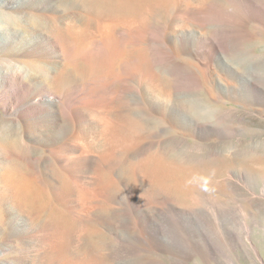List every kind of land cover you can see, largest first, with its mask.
<instances>
[{
  "label": "bare ground",
  "instance_id": "6f19581e",
  "mask_svg": "<svg viewBox=\"0 0 264 264\" xmlns=\"http://www.w3.org/2000/svg\"><path fill=\"white\" fill-rule=\"evenodd\" d=\"M181 1L185 2V6L180 5ZM191 1L0 0V109L4 112L3 119L9 128L8 143H0V244L3 246L0 248V257H12V261L5 264H61L63 257L70 255L74 246L76 251L83 244L81 236L87 232L89 223H100L102 219L97 209L88 201V204H84L80 196L85 192L87 196L97 195L106 200L111 196L108 192L111 186L91 180L90 187L86 186L81 193L76 188L75 193L74 189L69 188L70 185L66 186L65 178L77 184L82 173L88 169L101 167L99 165L116 167L125 150L136 143L140 126L131 113L130 101L135 93L132 92L133 87L129 86L134 73H140L151 81L153 96L158 101L144 104L142 100L144 113L159 118L167 126L185 127L181 118L185 116L182 115V109L171 102L175 93L171 88L174 83L170 79L158 78L159 73L142 37L154 13L162 18L159 41L164 47L173 39L191 33L198 45L193 52L196 57L205 59V65L213 75V84L218 89L231 93L246 92L251 96L252 93L263 92L254 79L243 76L228 63L222 65L223 60L210 63V57L212 60L213 56L205 48L210 46L217 52L222 51L219 37L204 30L207 24L204 16L211 1L207 0L202 6H193ZM245 1L250 5L246 7L247 13L236 20L246 24L254 15L264 16V9L255 1ZM240 4V0H216L215 5L220 10H227ZM181 7L184 13L179 19L177 10ZM177 19L182 23H194L193 27L186 24L177 29ZM171 27H174L173 30L168 31ZM95 40L104 43L102 54L84 53L86 47ZM178 52L171 50L170 53L175 56ZM183 52H186L185 48ZM70 72L81 76L82 81H72ZM113 77V83H108L109 88L105 86L107 84H103L107 88L87 87L84 84L87 81L96 82L99 78L111 80ZM87 93L94 98L92 103L84 99ZM141 93L143 95V91ZM219 95L212 94L208 101L218 102L221 98ZM229 97L235 100L233 96ZM252 98L257 107L264 110V97ZM91 111L97 116L94 117L103 137L101 142L105 146L101 157L92 153V140L87 141ZM191 123L194 130L190 128L188 132L187 126L184 128L188 135L206 132L205 136L213 134L220 137L221 129L213 132L214 129L201 120L191 119ZM15 140H20L39 162V166L45 168L49 176L58 182L55 195L65 208L71 210L72 221L67 223L68 226L58 223L52 214L49 213V216L43 211L42 204L33 194L39 190L27 178L28 166L19 167L26 176L23 175L18 183L8 173L6 166H21L14 160L17 154L12 144ZM124 195L129 212L135 214L132 218L134 232L109 243V253H119L124 259L128 258L125 264L156 263L158 259L151 253H156L162 246L176 254L178 248L166 244H171V241L161 239L163 228L156 214L142 210L141 203H133L129 190ZM160 199L165 200L162 197ZM164 202V210H176L183 218L205 220L203 212H181L167 200ZM104 220L106 222L107 219ZM227 234L231 237L232 245L240 244L235 234L228 230ZM200 239L188 240L190 250H198L203 244L205 251L215 256L214 242L204 234ZM92 252L89 256L95 258L94 264H107L102 260V253L96 254L91 248L85 250L87 254ZM184 255L188 256L189 253Z\"/></svg>",
  "mask_w": 264,
  "mask_h": 264
},
{
  "label": "rangeland",
  "instance_id": "374dc122",
  "mask_svg": "<svg viewBox=\"0 0 264 264\" xmlns=\"http://www.w3.org/2000/svg\"><path fill=\"white\" fill-rule=\"evenodd\" d=\"M210 1L211 5L204 16L207 22L204 30L219 37L222 45L220 52L210 46L205 48L206 52L213 56L212 60L210 57V63L223 60L222 65L228 63L243 76L254 79L263 92H255L251 96L246 92L231 93L218 89L213 84V75L205 65V59L196 57L193 52L198 45L191 33L187 32L184 37L173 39L164 47L159 41L162 18L161 15L154 13L144 28L142 37L150 59L159 73L158 78L170 79L174 83L171 88L175 93L171 102L182 109V115L185 116L181 118L184 126L189 129L188 132L190 128L191 131L194 130L191 119L201 120L206 126L214 129L213 132L221 129L220 137L213 134L205 136L206 132H202L201 135L191 133L188 135L185 127H170L157 117L147 116L141 107L142 100L144 104L158 101L153 96L151 81L140 73H134L136 77L138 75L141 77L138 76L137 79L138 77L133 75L134 78L130 79L135 81H129V86L133 87L132 92L136 95H132L130 101L131 113L140 126L136 143L125 150L122 160L116 167L107 168L99 165L102 168L96 166V169H88L73 186V180L65 178L66 186L70 185L69 188L74 189L75 193L77 189L82 192L91 186L90 182L99 180L111 186L108 189L111 198L103 200L97 195L87 196V193L82 192L86 196L85 199L80 192L83 203L86 204L88 201L97 209L102 223L101 221L89 223L87 232L81 236L83 240L81 246L85 248L79 246L75 251L74 246L71 249L72 253L63 257L61 264H94L95 258L93 255L89 256L93 252L85 253L89 248L94 249L96 254L102 253V260L107 264H125L124 261L129 260L124 259L119 253L116 255L109 253V243L134 232L132 218L135 214L129 212L124 195L127 190L133 196V203H141L142 210L156 214L163 228L161 239L171 241V244H166L178 248L176 254L168 251L165 246L156 250V253H151L158 259V262L153 264H264V110L259 109L252 98L264 97V16L254 15L250 17L249 22L243 24L236 19L247 13L246 7L250 6L248 2L240 0L239 6L220 10L215 5L216 0ZM253 1L264 9V0ZM206 2L207 0H192L191 4L202 6ZM184 3L181 1L180 5L185 6ZM182 9L181 7L177 10L179 19L184 13ZM226 15L228 16L225 17ZM175 24L178 29L186 24L193 27L194 23H182L177 19ZM104 46L103 42L95 40L86 47L84 53L102 54ZM184 48L186 52H183ZM171 50L179 52L173 56ZM205 57L209 60L206 54ZM70 78L72 81H82L81 76L75 72H70ZM105 80L99 78L96 82L87 81L84 84L87 87L109 88L114 77L111 80L107 79L106 82ZM212 94L221 96V101H208ZM229 96H233L235 100H230ZM84 99L89 103L94 100L88 93ZM3 115L4 112L0 109L1 144L8 143L9 140V128ZM94 116L96 114L91 111L89 115L91 120L89 119L88 123L91 128L89 127L87 141L92 140V153L100 156L104 153L105 146L101 142L103 137L97 116ZM12 146L17 154L14 160L21 166L9 163L10 166H6L9 171L4 169L14 178V182L18 183L25 175L20 169L24 165L28 166L27 178L39 190L33 193L35 199H39L38 202L42 204L45 213L47 212L49 216L52 214L55 221L68 226L67 223L72 221V215L69 213L71 210L65 208L66 206L55 195L58 182L49 176L45 168L39 166V162L32 157L20 140L13 141ZM64 183L66 184L65 181ZM161 197L172 203L178 211L205 213V216L202 215L205 220L183 218L176 210H164L165 200H161ZM103 217L107 219L106 222ZM227 230L235 234L237 243L240 244L232 245ZM202 234L214 242L217 253L215 256L209 255L203 244L198 250H190L188 240L200 239ZM2 247L0 244V248ZM116 250L117 248L114 251ZM184 253L189 255L185 256ZM10 260L12 261L10 255H3L0 257V264Z\"/></svg>",
  "mask_w": 264,
  "mask_h": 264
}]
</instances>
